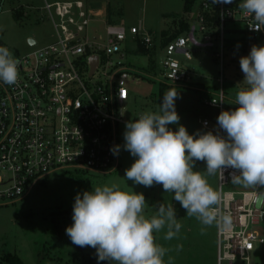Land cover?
Listing matches in <instances>:
<instances>
[{"label":"built area","instance_id":"built-area-1","mask_svg":"<svg viewBox=\"0 0 264 264\" xmlns=\"http://www.w3.org/2000/svg\"><path fill=\"white\" fill-rule=\"evenodd\" d=\"M44 1L56 31L55 41L24 55L14 54L19 61L18 82L7 85L0 81V199L23 197L36 182L60 168L107 173L118 167V155L112 149L117 146V125L124 121L131 77L122 43L132 34L140 36L148 47L153 45L150 34L141 35L140 26L128 29L107 21L106 38L91 37L90 23L98 17L106 19L107 8L101 4L95 6L88 0ZM241 2L197 0L193 9L196 15L191 30L194 27L195 40L199 42V32L201 42L220 44V51L215 52L220 63L217 84L206 89L208 95L202 98L216 113L200 120L202 132L216 133L219 114L238 107L224 87L227 30L240 29L243 35L255 39L264 34V29L249 28L255 22L238 7ZM213 11L219 12L218 22L208 24L206 13ZM190 31L164 46L162 71L172 85L194 83V71L178 57L181 54L193 59ZM95 55L98 62L91 74ZM227 99L234 104L228 105ZM233 171L227 168L224 176L218 173V264L224 260L234 264L237 258L250 264L256 244L264 246V186L233 184ZM225 215L230 225L225 226L220 219Z\"/></svg>","mask_w":264,"mask_h":264},{"label":"rangeland","instance_id":"rangeland-1","mask_svg":"<svg viewBox=\"0 0 264 264\" xmlns=\"http://www.w3.org/2000/svg\"><path fill=\"white\" fill-rule=\"evenodd\" d=\"M56 1V0H49ZM107 4L108 0H101ZM44 0H0V46L7 47L12 53L24 55L33 49L50 44L56 39V31L48 12L44 9ZM114 20L130 29L141 27V35L150 34L153 41H159L156 50V68L150 65L148 54L137 51V37L128 34L123 40L122 49L127 53L125 63L131 69L128 80L129 99L124 103L123 122L117 125V145L124 144L123 133L126 122L138 119L146 112H158L163 103L164 93L178 85L168 83L163 75L162 60L164 51L160 41L161 31L173 25V14H179L193 21L195 10L184 11V0H115ZM23 13L15 16V11ZM237 24H241L238 22ZM91 37L106 38V23L102 17L90 23ZM197 39L202 35L197 32ZM29 38L37 44L31 46ZM225 46V82L224 87L233 99L242 87L245 74L241 71L240 57L250 54L253 45L264 46V34L257 38L244 37L240 29L229 30L226 33ZM204 43V42H203ZM193 59L188 60L178 55L181 61L194 69L198 80L205 84H217L220 73L219 59L215 52L220 51V44L196 46L189 43ZM196 82V81H195ZM180 89L195 93L199 85H179ZM199 93V92H197ZM183 97V98H182ZM183 99L185 103L179 102ZM184 96L175 101L176 111L180 116V124L186 125L191 120L190 104ZM233 105V100H226ZM226 104V105H227ZM201 111L215 114V109L202 103ZM179 125H169L171 130H178ZM196 129L192 134L196 133ZM136 157L120 148L119 165L116 169L103 173L93 170H76L72 167L60 168L46 175L29 188L26 194L16 200L0 199V264L3 257L9 253L19 255L26 264H70L74 263L76 253L88 257L96 251L92 247H80L72 243L66 234L67 227L74 221L73 205L78 193L92 191L95 187L116 184L121 190L143 193L145 196L146 217L157 215L158 206L171 204L177 215V221L182 225L179 233L171 240H166L167 229L156 232V242L168 251L164 260L166 264H217V223L211 226L202 224L195 216H188L180 202L174 200L173 193H166L162 185L152 187L136 185L127 181L125 170L130 168ZM206 161H196L194 171H206ZM206 175V174H205ZM208 183L218 192V173L206 175ZM82 255V256H83ZM264 263V246L257 243L250 254V264ZM222 264H228L226 260ZM234 264H246L240 258Z\"/></svg>","mask_w":264,"mask_h":264},{"label":"clouds","instance_id":"clouds-1","mask_svg":"<svg viewBox=\"0 0 264 264\" xmlns=\"http://www.w3.org/2000/svg\"><path fill=\"white\" fill-rule=\"evenodd\" d=\"M232 2L213 0L217 4ZM238 7L254 20L250 29H264V0H242ZM239 62L246 87L236 94L238 107L217 117L216 133L198 130L189 134L179 123L175 104L179 94L172 87L164 93L158 112L146 111L126 122L124 144L112 149L118 155L123 147L136 157L125 170L127 181L145 187L162 185L166 193L174 194L188 216L207 226L220 222L221 197L206 175L224 176L225 169L231 168L235 170L230 174L231 183L264 186V46L253 45L250 54L240 57ZM18 63L7 47L0 46V81L15 85ZM169 125H179L178 130H171ZM196 161H206V171H194ZM145 204L142 192L124 191L116 184L78 193L73 205L74 223L66 234L73 244L96 249L99 261L166 264L168 250L156 242L154 233L166 228L164 238L171 240L182 225L171 204H159L157 215L150 218L144 214ZM220 219L225 226L230 225L227 215Z\"/></svg>","mask_w":264,"mask_h":264},{"label":"trees","instance_id":"trees-1","mask_svg":"<svg viewBox=\"0 0 264 264\" xmlns=\"http://www.w3.org/2000/svg\"><path fill=\"white\" fill-rule=\"evenodd\" d=\"M113 1H115V0H108L107 1L106 20L109 23H118L117 21L114 20V7L112 5ZM234 1H236V0H234ZM93 2L95 4V6H99L102 1L101 0H93ZM196 2H197V0H184V11L186 13L191 12V10L194 9ZM21 13H23L21 9L16 10L15 16L19 17ZM172 17H173V19H175L173 22V25H171L167 28H164L161 31L160 41L162 43V46H165L174 38H176L182 34H185L191 30V23H192L191 21L192 20H190L184 16H181L179 14H176V13L173 14ZM218 18H219V12L218 11H213V13L212 12L206 13V22L208 24H213V23L216 24L218 22ZM229 30H231V29H228L227 32ZM233 30H236V29H233ZM214 32H216V31L214 30ZM243 36L246 37L245 34ZM136 39L138 42L137 51L141 52V53L148 54L150 57V65L152 66V68H156L155 54L157 52H156L154 46L148 47L146 45V43L140 38V36H138ZM193 90H195L196 92H201L200 88H194ZM202 91H203L202 92L203 97L208 95V93L205 90L202 89ZM82 255H78V253H76V257L74 258V260H75L74 263H70V264H96L99 261L98 256L96 254V251L94 253H92L91 255H89L88 257H85L84 255L82 256ZM2 259H3L4 264H24V262L22 261L20 256H18L17 254L9 253V254L5 255ZM99 262H100V264H103L102 261H99Z\"/></svg>","mask_w":264,"mask_h":264},{"label":"crops","instance_id":"crops-1","mask_svg":"<svg viewBox=\"0 0 264 264\" xmlns=\"http://www.w3.org/2000/svg\"><path fill=\"white\" fill-rule=\"evenodd\" d=\"M88 1H93V0H88ZM101 5L104 6L105 8H107V4H105L103 1L101 2ZM104 21L106 23L107 20L104 19ZM155 44H157V41L156 40L153 41V45L152 46H155ZM194 44L196 46H206L207 45L206 43H203L201 41H199L198 43H194ZM157 47H158L157 48V51L159 49L161 50V48L159 47V41H158ZM162 50L164 51V46L162 47ZM127 53L125 51H123L124 60H125V57H126ZM191 69H192V67H191ZM192 70L194 71L195 76H197L198 73L194 69H192ZM193 79H194V77H193ZM195 81L193 80L194 83H192V85L197 84V85L200 86L201 92H199V93H197V92L193 93V92H190V91H185L183 89H180L179 88L180 87L179 85H178V89H176L178 91V94H179L178 97L184 96L186 98V101H187L186 103H189L190 104V109H191L190 115H191V120L192 121H189L186 125H184L187 128L189 134H192L196 129H198L199 131H201L202 130V126H201L200 120L204 116H207V115H210V114L212 115V113H210V112H207V111L204 112L203 111V108H202V111H201V107L200 106L203 103L202 102V98H203V95H202V92L203 91H202V89L203 90H206V89H209L211 86H214V85H212V84H205V83H203L201 81H198V80H195ZM191 86L188 85V86H185V87H191ZM129 96H130V94H129ZM178 101L179 102H182V103H185V101L183 99H178ZM217 239H218V236H217ZM217 249H218V240H217ZM22 261H23V259H22ZM23 262H24V264H26L25 261H23ZM217 264H218V256H217Z\"/></svg>","mask_w":264,"mask_h":264},{"label":"water","instance_id":"water-1","mask_svg":"<svg viewBox=\"0 0 264 264\" xmlns=\"http://www.w3.org/2000/svg\"><path fill=\"white\" fill-rule=\"evenodd\" d=\"M194 27H192V30L190 31V34H189V36H190V38H191V41L193 42V43H198L196 40H195V37H194ZM36 43V40L35 39H33V38H30L29 39V44H35ZM92 61H93V65H92V69H91V74L94 72V70H95V67H96V65H97V62H98V57H97V55H95V56H92ZM104 264H118V262H116V261H111V260H105L104 261Z\"/></svg>","mask_w":264,"mask_h":264},{"label":"flooded vegetation","instance_id":"flooded-vegetation-1","mask_svg":"<svg viewBox=\"0 0 264 264\" xmlns=\"http://www.w3.org/2000/svg\"><path fill=\"white\" fill-rule=\"evenodd\" d=\"M102 263L104 264V261H102ZM96 264H100V262L98 261Z\"/></svg>","mask_w":264,"mask_h":264}]
</instances>
